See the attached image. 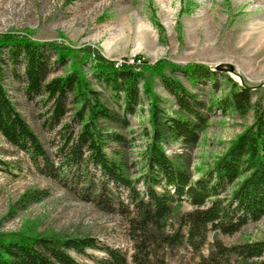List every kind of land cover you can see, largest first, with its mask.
Returning <instances> with one entry per match:
<instances>
[{"label":"trees","instance_id":"obj_1","mask_svg":"<svg viewBox=\"0 0 264 264\" xmlns=\"http://www.w3.org/2000/svg\"><path fill=\"white\" fill-rule=\"evenodd\" d=\"M4 47L8 48L10 69L1 57ZM48 49L55 52L57 65H64L70 55L68 48L55 42H37L15 32L0 33V134L28 156L36 172L69 188L79 199L124 217L132 264H171L179 248L190 255L183 264H264V239L229 246L214 239L206 254L201 251L209 231L231 235L249 220L264 215V114L259 104L252 105L251 86L241 82L240 76L237 81L227 73L232 81L230 93L214 104L239 113L253 107L254 120L193 178L188 166L169 157L161 144L169 140L195 144L208 118L203 110L212 104L186 89L179 78L168 76L166 61L153 65L144 62L136 70L133 64L114 66L113 61L94 55L95 77L116 95L123 92L122 116L101 100L100 93L76 68L49 78L55 67ZM18 63H22V72ZM169 68H180L191 83L209 80L213 88L217 87L215 72L203 64H170ZM7 71L21 80L24 96L44 108L41 126L51 133L47 145L11 100L4 83ZM229 71L234 74L233 69ZM155 76H160L163 87L173 96L176 111L166 115L156 100L151 102L148 128H142L146 142L134 175L121 149L127 145L126 138L103 130L100 120L126 125V115L134 114L138 104V79L142 78L144 91L149 93ZM108 142L118 146L110 155L105 151ZM42 195L25 193L21 206ZM183 201L190 209H178ZM87 250L103 253L92 257L95 264L128 263L127 254L120 248L100 245L90 235L30 232L10 236L0 232V264H84L76 255L83 256Z\"/></svg>","mask_w":264,"mask_h":264},{"label":"rangeland","instance_id":"obj_2","mask_svg":"<svg viewBox=\"0 0 264 264\" xmlns=\"http://www.w3.org/2000/svg\"><path fill=\"white\" fill-rule=\"evenodd\" d=\"M4 32L68 48L70 55L64 65H57L55 52L48 49L55 67L49 78L76 68L88 85L100 93L101 100L122 116L123 92L116 95L95 77L94 55L113 61L114 66L133 64L136 70L144 62L153 65L159 60L166 61L168 76L179 78L186 89L212 104L210 109L203 110L208 118L195 144L183 145L179 140L161 144L169 157L188 166L193 178L202 174L254 120L253 107L239 113L214 104L230 93L232 81L228 72L237 81L240 76L241 82L254 89L252 105L259 104L264 114V0H0V33ZM2 50L1 57L10 69L11 62L6 59L8 48ZM195 63L215 72L216 88L209 80L191 83L180 68L174 71L169 68L170 64ZM217 64L222 68L215 69ZM229 65L234 74L230 73ZM17 68L22 72V63ZM4 83L17 110L47 145L51 133L41 126L44 108L40 102L28 100L21 80L9 71L4 75ZM142 84L139 78L138 104L134 114L126 115V125L100 120L103 130L126 138L127 145L121 149L126 152L129 171L134 175L140 167L139 152L146 142L142 128H148L151 102L156 100L166 115H174L176 111L174 98L163 87L160 76L153 77L149 93ZM117 147L108 142L105 151L110 155L112 148ZM32 192L43 195L22 207L21 198ZM178 209L188 210L190 206L183 201ZM0 232L10 236L30 232L90 235L100 245L120 248L127 254V264H132L124 217L79 199L69 188L36 172L28 156L1 134ZM214 239L226 246L264 239V215L249 220L231 235L209 231L203 254ZM102 254L87 250L76 258L84 264H95L92 257ZM189 259V252L179 248L171 264H183Z\"/></svg>","mask_w":264,"mask_h":264},{"label":"water","instance_id":"obj_3","mask_svg":"<svg viewBox=\"0 0 264 264\" xmlns=\"http://www.w3.org/2000/svg\"><path fill=\"white\" fill-rule=\"evenodd\" d=\"M220 68H222V65L221 64H217L215 66V69H220ZM229 69H232V66L231 65H229Z\"/></svg>","mask_w":264,"mask_h":264}]
</instances>
